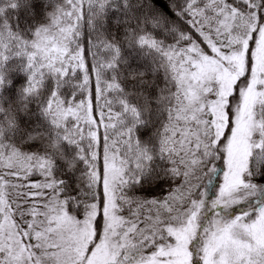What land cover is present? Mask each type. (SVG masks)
Returning a JSON list of instances; mask_svg holds the SVG:
<instances>
[{
  "label": "snow or ice",
  "instance_id": "snow-or-ice-1",
  "mask_svg": "<svg viewBox=\"0 0 264 264\" xmlns=\"http://www.w3.org/2000/svg\"><path fill=\"white\" fill-rule=\"evenodd\" d=\"M0 264H264V0H0Z\"/></svg>",
  "mask_w": 264,
  "mask_h": 264
},
{
  "label": "trees",
  "instance_id": "trees-1",
  "mask_svg": "<svg viewBox=\"0 0 264 264\" xmlns=\"http://www.w3.org/2000/svg\"><path fill=\"white\" fill-rule=\"evenodd\" d=\"M149 194H151V193H149Z\"/></svg>",
  "mask_w": 264,
  "mask_h": 264
}]
</instances>
